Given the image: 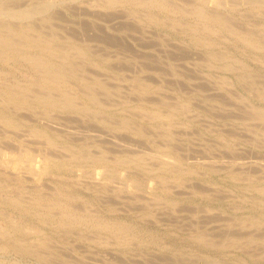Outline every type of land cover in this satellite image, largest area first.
Segmentation results:
<instances>
[{
	"label": "rangeland",
	"instance_id": "374dc122",
	"mask_svg": "<svg viewBox=\"0 0 264 264\" xmlns=\"http://www.w3.org/2000/svg\"><path fill=\"white\" fill-rule=\"evenodd\" d=\"M0 264H264V0H0Z\"/></svg>",
	"mask_w": 264,
	"mask_h": 264
},
{
	"label": "bare ground",
	"instance_id": "6f19581e",
	"mask_svg": "<svg viewBox=\"0 0 264 264\" xmlns=\"http://www.w3.org/2000/svg\"><path fill=\"white\" fill-rule=\"evenodd\" d=\"M6 45H7V44H6ZM3 46H4V45H3ZM9 46H10V45H9ZM36 47H37V46H36ZM44 47H45V46H44ZM2 49H3V48H2ZM12 49H13V48H12ZM6 50H7V49H6ZM10 50H11V49H10ZM15 50H16V49H15ZM43 50H45V49H43ZM43 50H42V51H43ZM11 51H12V50H11ZM13 53H14V51H13ZM51 53H52V52H51ZM36 58H37V57H36ZM44 58H45V57H44ZM49 58H50V57H49ZM33 59H34V57H33ZM33 59H32V60H33ZM37 59H38V58H37ZM42 59H43V58H42ZM34 62H35V61H34ZM34 62H33V63H34ZM35 66H36V65H35ZM37 66H38V65H37ZM41 66H42V65H41ZM39 67H40V66H39ZM41 68H42V67H41ZM41 68H40V69H41ZM46 69H47V68H46ZM41 72H42V71H41ZM51 72H52V71H51ZM43 73H44V72H43ZM52 74H53V73H52ZM41 75H42V73H41ZM43 75H44V74H43ZM45 75H46V72H45ZM48 75H49V73H48ZM52 76H53V75H52ZM48 79H49V78H48ZM42 80H43V79H42ZM49 82H51V81H49ZM49 84H50V83H49ZM51 85H52V84H51ZM36 100H37V99H36ZM42 101H43V100H42ZM49 102H50V101H49ZM42 104H43V103H42ZM44 105H45V104H44ZM54 105H55V104H54Z\"/></svg>",
	"mask_w": 264,
	"mask_h": 264
}]
</instances>
